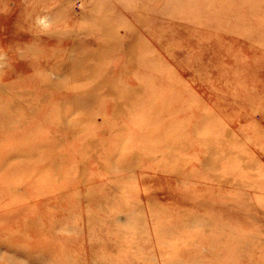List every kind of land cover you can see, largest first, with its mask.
Instances as JSON below:
<instances>
[{
  "label": "rangeland",
  "instance_id": "rangeland-1",
  "mask_svg": "<svg viewBox=\"0 0 264 264\" xmlns=\"http://www.w3.org/2000/svg\"><path fill=\"white\" fill-rule=\"evenodd\" d=\"M0 264H264V0H0Z\"/></svg>",
  "mask_w": 264,
  "mask_h": 264
},
{
  "label": "bare ground",
  "instance_id": "bare-ground-1",
  "mask_svg": "<svg viewBox=\"0 0 264 264\" xmlns=\"http://www.w3.org/2000/svg\"><path fill=\"white\" fill-rule=\"evenodd\" d=\"M91 67V66H90Z\"/></svg>",
  "mask_w": 264,
  "mask_h": 264
}]
</instances>
